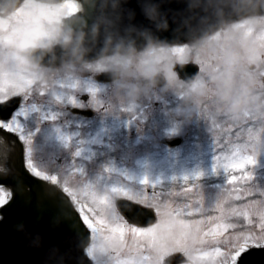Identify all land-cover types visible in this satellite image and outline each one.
I'll list each match as a JSON object with an SVG mask.
<instances>
[{
    "label": "clouds",
    "instance_id": "clouds-1",
    "mask_svg": "<svg viewBox=\"0 0 264 264\" xmlns=\"http://www.w3.org/2000/svg\"><path fill=\"white\" fill-rule=\"evenodd\" d=\"M164 2L138 0L150 22L145 25L135 22L136 10L127 0H73L74 11L68 0H0V77L13 94H46L45 103L58 112L65 111L68 97L96 87L101 73L110 80L84 105L117 115L131 114L143 98L168 91L182 98L173 111L185 120L198 113L210 93L233 112L264 110L259 40L264 0H186L185 10L171 16L172 22L178 20L177 29L198 37L183 44L184 53L178 51L180 44L158 35L170 28ZM245 12L241 21L251 31L241 29V21L226 23L230 15ZM218 25H223L219 31ZM192 53L205 63L182 79L176 66ZM186 258L185 264H197Z\"/></svg>",
    "mask_w": 264,
    "mask_h": 264
},
{
    "label": "rangeland",
    "instance_id": "rangeland-1",
    "mask_svg": "<svg viewBox=\"0 0 264 264\" xmlns=\"http://www.w3.org/2000/svg\"><path fill=\"white\" fill-rule=\"evenodd\" d=\"M242 19L243 17L226 23ZM223 38L222 33L221 39ZM192 42L185 43L191 45ZM186 58V63L197 64L199 71L202 69L203 66L196 62L194 53L186 54ZM106 84L107 81H100L97 76L95 77V86L101 94ZM77 95L85 102L90 97L87 91L79 92ZM19 96L22 102V95ZM181 99L172 91L162 95L156 93L150 98H143L133 113L121 112L119 115L115 112H107L103 106L93 108L85 105L84 107L92 109L94 118L76 114L73 112L75 106L68 104L56 120L40 122L34 138L33 161L40 170L57 174L61 182L66 179L70 187L79 189H83L84 184L89 182L100 191L113 184L127 185L135 189L142 187L147 178L149 183L144 186V190L149 195L155 191L161 202L170 201L172 207L180 209L179 219L199 220L201 217L219 215L214 203L218 196L227 197L226 206H238L243 210L248 201L258 200L260 197L257 192L246 196L241 190L254 185L264 188V149L260 151L261 123L252 121L254 127L251 135L255 139L249 141V130L245 127L243 118L233 120L231 113L222 110L215 102L218 100L217 97L205 98L198 106V113H193L187 120L182 116H175L173 111ZM45 101L46 94L38 93L31 97L30 103H36L38 106L45 104V109L58 112ZM147 113L155 116L149 119ZM42 114H30L29 119L35 123ZM177 120L181 123L177 124L175 122ZM152 124L157 127L152 140L135 138L140 134L151 135ZM101 125L104 127L101 128ZM65 135L71 137L68 143L62 139ZM176 138H182V142L176 146L169 145V141ZM217 143L220 145L219 148ZM237 144L241 146L243 152L249 154L253 149L260 151L257 155V163L246 165L243 170L224 169L222 159L217 162L218 172L213 171L214 156L221 151L230 154L236 150L234 146ZM77 148L80 149L79 156L74 155ZM244 171L253 172L251 180L242 178ZM197 172L202 173L198 178L195 175ZM229 175H236L241 179L234 183L229 182L227 179ZM152 182H155V186ZM190 188L191 190L188 191ZM226 189L230 190V193L225 192ZM121 197L123 196H117L114 200L115 210L125 221L133 224L126 219L118 207V198ZM132 200L156 211L151 199L143 203L136 199ZM81 202L100 214V208L91 202L90 197L82 196ZM189 205L199 206L202 211L194 212L191 207H187ZM156 214L158 221L160 216L157 211ZM89 215L92 216L91 213ZM252 218L256 222L255 226L248 224L242 215L230 217L229 222L237 224V230L259 233V217L255 215V211ZM204 224L209 229L214 226L207 220ZM205 240L203 246L197 245L205 252L211 253L213 247L221 246L211 237H206ZM97 242H103L99 236ZM136 242L137 238H134L130 232L125 233V247L120 250L119 255L121 260L135 258L137 253L133 250ZM116 259V253L110 252L100 254L97 260H92L94 264H115ZM197 264H213V259L209 255L198 260Z\"/></svg>",
    "mask_w": 264,
    "mask_h": 264
},
{
    "label": "snow or ice",
    "instance_id": "snow-or-ice-1",
    "mask_svg": "<svg viewBox=\"0 0 264 264\" xmlns=\"http://www.w3.org/2000/svg\"><path fill=\"white\" fill-rule=\"evenodd\" d=\"M68 2L71 10L74 11L75 4L73 0H68ZM239 27L245 31H251L246 21H241ZM259 40L261 41V47H264V35H261ZM185 47V45H181L178 51L184 53ZM261 56H264V53H261ZM196 59L203 66L205 63L204 58L197 54ZM86 91L94 94L99 89L97 87H89ZM41 94L43 93L41 92ZM17 96L19 95L8 91L7 83L0 77V129L18 134L19 140L24 142L23 152L26 169L34 176L44 181L52 182L51 185L42 186L41 198L48 200L54 205L63 206L69 216H75V211L78 210L79 219H82L87 229L91 230L92 243L84 251L93 260H97L100 254L113 252L117 255L115 264H162L164 257L182 252L190 260L197 262L201 258L211 255L213 264H239L241 255L250 247H264V188L254 185L241 190L246 196L251 195L252 192H257L260 197L258 200L248 201L243 210L239 209L238 206H226L225 200L227 197L218 196L215 198L214 203L215 208L219 210V215L201 217L199 220H186L178 218L180 209L172 207L170 201L161 202L155 191L149 195L144 190V186L149 183L147 178H145L143 186L139 188L134 189L127 185L113 184L104 191H100L90 182L85 183L83 189L70 187L66 179L61 182L57 174H49L47 171L40 170L33 161L35 135L42 120L54 121L61 112L45 109V104L38 106L36 103H30L31 95L22 96V102L18 106L13 107L16 104L14 98ZM209 96L216 98L215 93H210ZM67 102L73 106H85L84 101L77 94L68 97ZM215 102L222 110L231 113L233 120L243 118L245 127L249 130V141L255 139L251 135L254 127L252 121H259L261 123L260 151L264 149V110L249 107L233 112L227 104L221 103L219 100ZM36 113L43 114L40 116L39 121L35 120V123H32L29 119L30 114ZM0 139H3V137H0ZM62 139H64L65 143H68L71 137L65 135L62 136ZM219 147L220 145L217 143V148ZM234 147L236 150L230 154L221 151L214 156L213 171L218 172L217 162L222 159L224 161V169L243 170L246 165H255L257 163V155L260 151L253 149L249 154L243 152L238 144ZM74 155H80L79 148L75 150ZM195 175L198 178L202 173L197 172ZM252 176V171H244L242 178L251 180ZM227 179L229 182L234 183L241 177L229 175ZM16 181L18 185H25L26 177L22 172H17ZM152 184L155 186V182H152ZM190 190L191 188L188 189V191ZM225 192L230 193V190L226 189ZM10 196L11 193L5 187L0 186V205H5ZM82 196L85 198L90 197L91 202L97 208H100V214H97L94 208H89L86 203H82ZM117 196L129 197L142 203L151 199L160 219L147 228L129 224L115 210L114 200ZM198 200H202V198H198ZM187 207H191L194 212L202 211L199 206L189 205ZM254 211L255 215L259 217V233H254L251 230H237V224L229 222L230 217L242 215L248 224L255 226L256 222L252 218ZM89 213L92 214L91 217ZM205 220L211 222L214 226L210 229L207 228L204 224ZM126 232H130L134 238H137L135 249L133 250L137 255L133 259L121 260L119 255L120 250L125 247ZM97 236L102 239V243L97 242ZM206 237H211L217 245L221 246L213 247L211 253L203 251L202 247H197V245L203 246L206 242ZM145 250H147V254H145Z\"/></svg>",
    "mask_w": 264,
    "mask_h": 264
},
{
    "label": "water",
    "instance_id": "water-1",
    "mask_svg": "<svg viewBox=\"0 0 264 264\" xmlns=\"http://www.w3.org/2000/svg\"><path fill=\"white\" fill-rule=\"evenodd\" d=\"M127 4L136 10V23L150 24L141 11L138 0H127ZM163 7L170 10V28L158 33L161 38H166L172 43H183L198 38L186 29H177L178 20L171 21L173 13L185 10L186 0H165ZM248 14H233L227 21ZM221 26L218 25L217 29ZM178 70L189 79L197 73L198 68L183 65L179 66ZM101 78L110 77L105 74ZM15 101L13 107L19 104L18 99ZM17 139L20 158L16 160L11 156L6 157L2 160L6 169L0 170V185L11 191L10 199L0 207V264H92L91 258L84 251L91 242V231L83 224L82 219H79L78 210L75 211V216H69L63 206L54 205L41 198L42 186L51 185L52 182L44 181L26 169L24 147L18 137ZM176 143L179 141L173 142ZM18 171L26 177L23 186L17 184ZM118 205L132 221L142 225L155 221L153 210L150 208H144L126 199H119ZM182 260V254L175 253L166 259V264ZM239 264H264V247L249 248L241 255Z\"/></svg>",
    "mask_w": 264,
    "mask_h": 264
},
{
    "label": "bare ground",
    "instance_id": "bare-ground-1",
    "mask_svg": "<svg viewBox=\"0 0 264 264\" xmlns=\"http://www.w3.org/2000/svg\"><path fill=\"white\" fill-rule=\"evenodd\" d=\"M5 132V131H3ZM0 132V170L5 171L6 165L2 163V160L6 157L18 160L20 158L18 139L15 134H6Z\"/></svg>",
    "mask_w": 264,
    "mask_h": 264
},
{
    "label": "flooded vegetation",
    "instance_id": "flooded-vegetation-1",
    "mask_svg": "<svg viewBox=\"0 0 264 264\" xmlns=\"http://www.w3.org/2000/svg\"><path fill=\"white\" fill-rule=\"evenodd\" d=\"M86 109H88V107H85ZM78 109H80V108H78ZM81 110H85V109H80V111L79 112H77L78 114H80V115H85V114H83V112H81ZM141 115H146V114H141ZM146 116H148L149 117V119H151L152 118V116H155L154 114H151V113H147V115ZM91 117H95V114L93 113V115H91ZM107 126V125H106ZM104 127V125H101V128H103ZM151 127H152V129H151V136L153 137V135H154V132L156 131V129H157V127L155 126V124H152L151 125Z\"/></svg>",
    "mask_w": 264,
    "mask_h": 264
}]
</instances>
